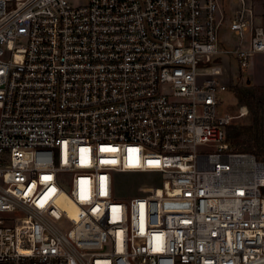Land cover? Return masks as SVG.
<instances>
[{"label": "built area", "instance_id": "1", "mask_svg": "<svg viewBox=\"0 0 264 264\" xmlns=\"http://www.w3.org/2000/svg\"><path fill=\"white\" fill-rule=\"evenodd\" d=\"M258 53L264 0H0V264H264V160L220 109L222 55Z\"/></svg>", "mask_w": 264, "mask_h": 264}, {"label": "rangeland", "instance_id": "2", "mask_svg": "<svg viewBox=\"0 0 264 264\" xmlns=\"http://www.w3.org/2000/svg\"><path fill=\"white\" fill-rule=\"evenodd\" d=\"M232 1L236 2V0H230ZM227 3H224L223 7L225 12L230 13ZM220 34L224 35L231 44L236 42L234 33L228 30L226 24L220 29ZM222 64L228 72V84L227 90L220 94V109L231 112L233 115L229 125L230 133H234V136L229 139L230 146L235 150L252 152L264 160V117L260 128V142H257L253 115L248 106L240 100L238 93L239 88L255 91L262 97L261 106L264 110V54H256L252 63L242 71L238 69L237 60L233 55H222ZM116 175L117 186L122 196L142 194L143 192H138L142 186L151 187L150 192H154V186L160 185L159 180L150 172L117 173Z\"/></svg>", "mask_w": 264, "mask_h": 264}, {"label": "trees", "instance_id": "3", "mask_svg": "<svg viewBox=\"0 0 264 264\" xmlns=\"http://www.w3.org/2000/svg\"><path fill=\"white\" fill-rule=\"evenodd\" d=\"M238 93L240 94V100L242 102H244L249 110L252 113V118H253V122H254V127L257 131V142H260V128H261V124L263 121V117H264V110L261 106V102H262V97L260 95H258L255 91L253 90H245V89H238ZM230 123L226 126V137L227 139H231L234 135V133H230L229 131V126ZM262 193L264 194V186L262 187Z\"/></svg>", "mask_w": 264, "mask_h": 264}]
</instances>
